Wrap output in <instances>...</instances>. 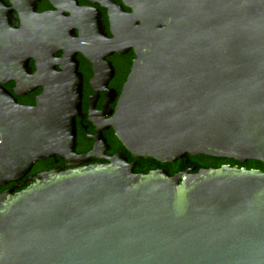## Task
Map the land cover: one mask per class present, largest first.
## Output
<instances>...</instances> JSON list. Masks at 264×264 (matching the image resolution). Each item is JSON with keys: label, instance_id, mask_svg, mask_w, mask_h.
<instances>
[{"label": "water", "instance_id": "water-1", "mask_svg": "<svg viewBox=\"0 0 264 264\" xmlns=\"http://www.w3.org/2000/svg\"><path fill=\"white\" fill-rule=\"evenodd\" d=\"M125 3L136 57L111 120L124 148L264 165V0ZM73 60L34 106L0 86V187L15 184L0 193V264H264V171L135 174L124 160L23 180L38 161L78 158Z\"/></svg>", "mask_w": 264, "mask_h": 264}, {"label": "flooded vegetation", "instance_id": "flooded-vegetation-1", "mask_svg": "<svg viewBox=\"0 0 264 264\" xmlns=\"http://www.w3.org/2000/svg\"><path fill=\"white\" fill-rule=\"evenodd\" d=\"M130 0H0V86L17 103L31 107L47 88L63 81L66 52L74 54L80 79V109L74 117L78 158L36 162L23 178L126 160L135 174L143 158H134L116 136L111 120L136 57L131 45ZM122 22L113 21L111 10ZM126 33L121 36V32ZM116 44L110 42L116 37ZM9 42L8 47L2 46ZM17 69V72L11 70ZM22 91L21 94H16ZM30 88V89H29ZM12 187L14 183H9ZM7 184V185H9ZM6 186V185H5ZM0 187V193L11 187Z\"/></svg>", "mask_w": 264, "mask_h": 264}, {"label": "trees", "instance_id": "trees-1", "mask_svg": "<svg viewBox=\"0 0 264 264\" xmlns=\"http://www.w3.org/2000/svg\"><path fill=\"white\" fill-rule=\"evenodd\" d=\"M222 165L238 166L244 167L246 169H257L264 171V165L257 160H248L246 162L240 163L229 158H216L212 156L201 155L197 157L189 156L188 162L185 163L184 160H177L173 163L162 164L151 158H143L141 164L140 173H148L151 170L156 169H167L170 175H174L180 171H185L190 169L191 173H196L202 168H218ZM6 187H12V185H6Z\"/></svg>", "mask_w": 264, "mask_h": 264}]
</instances>
